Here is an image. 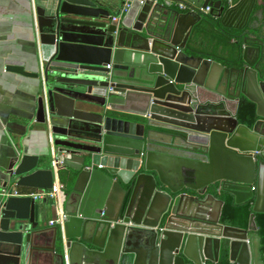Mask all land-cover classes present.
Returning a JSON list of instances; mask_svg holds the SVG:
<instances>
[{"label":"water","instance_id":"95a60500","mask_svg":"<svg viewBox=\"0 0 264 264\" xmlns=\"http://www.w3.org/2000/svg\"><path fill=\"white\" fill-rule=\"evenodd\" d=\"M257 2L133 0L112 23L123 0H32L37 71L7 69L41 84L42 156L50 143L61 156L67 219L46 239L39 203L8 185L50 190L54 173L25 176L22 163L0 186V264H32V254L50 251L51 264H264L259 236L222 224L216 197L252 200V212L264 214ZM178 3L210 9L215 30L234 39L224 55L232 67L188 51L202 14ZM203 90L220 94L219 105H206L222 109L226 129L210 126L218 117L199 103ZM240 97L255 105L251 127L226 108Z\"/></svg>","mask_w":264,"mask_h":264},{"label":"crops","instance_id":"0c3cea01","mask_svg":"<svg viewBox=\"0 0 264 264\" xmlns=\"http://www.w3.org/2000/svg\"><path fill=\"white\" fill-rule=\"evenodd\" d=\"M31 2L32 0H0V186L4 182L3 179L11 172H15L23 163L21 171L27 172L24 173L25 176L37 170H53L52 185H60L62 192L64 186L62 180L66 172L59 169L54 170L53 160L56 150L51 143L50 157L42 156L47 147V141L43 132L41 114L36 107L41 84L35 79L24 77L7 69L8 66L15 65L23 66L29 72L37 71L33 34L35 21L32 17ZM254 13L257 11L252 13L250 18L252 22L257 21V18L253 17ZM258 22L259 32H264L263 14ZM214 43V38L210 37L207 43L201 44L199 48L211 47ZM229 44L232 46L234 39H231ZM220 58L225 61L221 56ZM219 88L225 92L222 85ZM201 93H203V97L200 99V104L219 105L220 94L206 90ZM233 103L234 101H228L226 108L233 106ZM221 111L222 109L209 106L205 109L206 114L218 117L217 120L212 121L210 126L226 129L227 124H231V121L229 118L221 116ZM43 181V178L38 179V182ZM14 184V182H10L8 186L13 187L20 194L36 191L28 187L16 188ZM62 198V211L64 212V195ZM36 202L44 212V219L40 227L46 230V239L51 240L53 229L57 226H50L48 222L56 218L57 209L51 200ZM205 216H211L209 209ZM253 226L254 224L251 222L249 233H255ZM30 259L32 264H49L53 259V253L51 251L35 252Z\"/></svg>","mask_w":264,"mask_h":264},{"label":"trees","instance_id":"16d2710c","mask_svg":"<svg viewBox=\"0 0 264 264\" xmlns=\"http://www.w3.org/2000/svg\"><path fill=\"white\" fill-rule=\"evenodd\" d=\"M262 9L263 20H264V0H258L255 11ZM218 25V20L209 14H202L201 20L195 25L193 32L189 39L190 52L196 46L200 55L206 59H214V61L223 64L227 67L234 65L233 60L225 59L222 61L220 56L224 59L225 53L233 52V45L229 44V41L233 39L231 35H224L219 31L215 30ZM232 35L240 34L237 31H229ZM213 37L215 43L211 47L199 48L203 42ZM232 117L238 121L239 124L251 127L256 120L255 116V105L240 97L235 100L233 106L227 107ZM64 178V177H63ZM64 181V180H62ZM216 197L223 201L221 223L228 226H233L241 229L250 230V223L253 222V230L259 236L261 241V252L264 253V214H254L252 212V200L242 204H235L234 198L224 192L216 193Z\"/></svg>","mask_w":264,"mask_h":264},{"label":"built area","instance_id":"2783aa9c","mask_svg":"<svg viewBox=\"0 0 264 264\" xmlns=\"http://www.w3.org/2000/svg\"><path fill=\"white\" fill-rule=\"evenodd\" d=\"M132 1L133 0H123V6L119 11V15L117 17L111 18L112 23H117L121 20V18L126 13ZM176 6L178 10L183 13L209 14V10H210L209 8H206V9L191 8L187 4H184V3H178ZM61 166H62L61 156H55L53 160L54 170L57 171ZM99 169H102V167L99 166ZM11 195L15 197H28L34 200L35 202L43 201V200H51L53 203V206L57 209V216L55 219L48 222L50 226H60L67 219L66 214L62 211V200H63L62 195L63 194L61 192L60 185L53 184L50 190H36L29 194H20L17 190L14 189Z\"/></svg>","mask_w":264,"mask_h":264}]
</instances>
